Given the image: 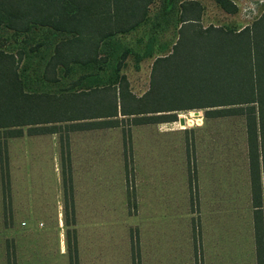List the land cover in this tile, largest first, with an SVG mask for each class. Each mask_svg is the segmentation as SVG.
Here are the masks:
<instances>
[{"label":"rangeland","instance_id":"1","mask_svg":"<svg viewBox=\"0 0 264 264\" xmlns=\"http://www.w3.org/2000/svg\"><path fill=\"white\" fill-rule=\"evenodd\" d=\"M172 1L166 14L165 0H151L140 24L113 36L114 52L100 70L72 63L45 71L52 46L43 42L55 39L46 26L15 32L1 21L0 49L14 54L24 89L112 83L138 97L149 86L154 58L176 40L183 0ZM197 1L204 26L238 29L264 9V0H232L233 12L215 0ZM205 108L137 124L118 111L117 125L69 131L62 148L55 132L28 134L22 126L21 135L7 137L0 130V264H68L75 250L89 264L88 253L96 256L103 247L131 264L136 249L146 253L154 244L190 251L191 264H217L218 256L253 264L245 118L205 115ZM179 115L193 122L182 125ZM46 224L50 230L42 233Z\"/></svg>","mask_w":264,"mask_h":264},{"label":"trees","instance_id":"2","mask_svg":"<svg viewBox=\"0 0 264 264\" xmlns=\"http://www.w3.org/2000/svg\"><path fill=\"white\" fill-rule=\"evenodd\" d=\"M215 1L227 12L236 10L232 0ZM150 2L0 0V23L15 32L39 25L55 33L53 41L43 42L52 46L47 72L72 63L100 70L114 52L113 36L140 24ZM164 4L167 14L173 1ZM179 6L172 50L154 58L149 86L138 97L112 83L78 91L24 89L14 54L0 49V130H6L7 137L21 135L22 126L28 134L55 132L62 148L69 131L117 125L118 111L135 124L173 120L175 110L194 107H206L205 115L210 116L243 114L255 264H264V9L250 24L235 29L200 24L197 0H183ZM127 97L133 101L124 103ZM140 102L150 107H139ZM192 122L185 118L184 125ZM68 264H77L76 257L70 256Z\"/></svg>","mask_w":264,"mask_h":264},{"label":"crops","instance_id":"3","mask_svg":"<svg viewBox=\"0 0 264 264\" xmlns=\"http://www.w3.org/2000/svg\"><path fill=\"white\" fill-rule=\"evenodd\" d=\"M29 226H34L35 228H38L36 222H30ZM39 229H40V231H42V233H46L48 230H50L48 224L43 225L42 227H39ZM101 233L104 234V232H101ZM252 233H253V223H252ZM252 237H253L252 260H253V264H255L254 236H252ZM43 242H45L44 239H43ZM154 249L156 251H153ZM150 250H151L152 256L147 257L146 255L148 253H150L149 252ZM150 250L148 247V250H146L147 252L143 253L142 251H139L138 249H136L135 255H131L130 263L131 264H191L192 263L189 260L191 257L190 251L186 252V251L182 250V252L176 253L174 250H169V247L167 246V244L165 245V248H161V246L154 244V246H152ZM173 252L175 254H173ZM112 253L113 252L110 253L108 249L105 250V247H103V250L101 252H97L96 256H94V254L92 252H89L88 253L89 259H93L91 257H94V259L92 261H89V264H128L129 263V262L127 263L126 261H123V258H120L117 254L115 255ZM133 254H134V252H133ZM155 254H156V256H155ZM229 255H230V253H229ZM48 256L52 259L53 255L48 253ZM74 257H76V259H77V264H81L79 252H77L76 250L74 253ZM218 258H219L218 261L220 263H217V264H227V263L232 264L231 261H229L230 256H229V260H227V261H224L223 257L218 256ZM51 261L53 263V260H51ZM203 264H215V262L214 261H206V262L203 261ZM244 264H246V260H244Z\"/></svg>","mask_w":264,"mask_h":264},{"label":"water","instance_id":"4","mask_svg":"<svg viewBox=\"0 0 264 264\" xmlns=\"http://www.w3.org/2000/svg\"><path fill=\"white\" fill-rule=\"evenodd\" d=\"M196 111V110H195ZM178 122L181 124V123H183L184 122V117L183 116H181V115H179L178 116Z\"/></svg>","mask_w":264,"mask_h":264},{"label":"bare ground","instance_id":"5","mask_svg":"<svg viewBox=\"0 0 264 264\" xmlns=\"http://www.w3.org/2000/svg\"><path fill=\"white\" fill-rule=\"evenodd\" d=\"M195 113H197L198 111H194ZM184 117V116H183ZM185 123V117H184V122L182 123V125Z\"/></svg>","mask_w":264,"mask_h":264}]
</instances>
